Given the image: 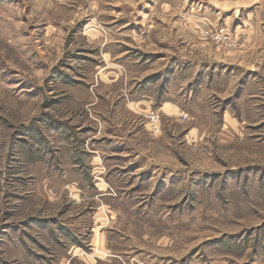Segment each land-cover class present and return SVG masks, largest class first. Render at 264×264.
<instances>
[{"label":"rangeland","instance_id":"1","mask_svg":"<svg viewBox=\"0 0 264 264\" xmlns=\"http://www.w3.org/2000/svg\"><path fill=\"white\" fill-rule=\"evenodd\" d=\"M0 264H264V0H0Z\"/></svg>","mask_w":264,"mask_h":264},{"label":"crops","instance_id":"2","mask_svg":"<svg viewBox=\"0 0 264 264\" xmlns=\"http://www.w3.org/2000/svg\"><path fill=\"white\" fill-rule=\"evenodd\" d=\"M218 11H220L221 12V10H218ZM187 18H188V20H187V22H185L184 23V28H186V29H191V28H193V24L194 25H198L199 27H205V24L207 23L206 22V20L205 19H201V18H196V17H192L191 15H188L187 16ZM190 58H192L191 56H189ZM190 62L191 63H194L195 65L197 64V62H196V58L194 57L193 59H192V61L190 60ZM213 64V62H211V61H208L207 62V64L206 65H204V66H202V68H199V69H195L194 68V70H193V76H190V83L192 82V80L194 79V76L196 75V73H197V71H195V70H203V68H204V70H207L208 69V67H210V65H212ZM190 67V64H189V66H186V69L187 68H189ZM195 67H197V66H195ZM167 70V69H166ZM163 71H165L163 68H159L158 70H157V73H159L160 75L161 74H163ZM156 74V73H155ZM143 96H144V93L142 94ZM148 100H146V99H141V100H139V102H141V106H142V108H144V109H149L150 108V104H151V102H152V100H149V98H147ZM151 99V98H150ZM165 103L166 102H164L162 105H161V107L160 108H162L164 105H165Z\"/></svg>","mask_w":264,"mask_h":264},{"label":"built area","instance_id":"3","mask_svg":"<svg viewBox=\"0 0 264 264\" xmlns=\"http://www.w3.org/2000/svg\"><path fill=\"white\" fill-rule=\"evenodd\" d=\"M215 33H213L214 37L217 39V40H220L221 38H223L224 36V30L222 28L220 29H217L216 31H214ZM156 116H152L151 119L154 120Z\"/></svg>","mask_w":264,"mask_h":264}]
</instances>
